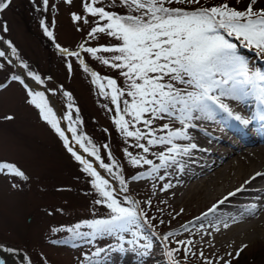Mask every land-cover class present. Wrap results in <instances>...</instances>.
I'll return each mask as SVG.
<instances>
[{
  "label": "snow or ice",
  "instance_id": "6c2138e0",
  "mask_svg": "<svg viewBox=\"0 0 264 264\" xmlns=\"http://www.w3.org/2000/svg\"><path fill=\"white\" fill-rule=\"evenodd\" d=\"M41 2L47 11L49 0ZM11 3L12 0H0V14ZM63 3L71 6L73 0H63ZM81 6L82 12L71 13V21L77 31L82 30V25L88 26L87 38L75 50L59 43L54 46L69 74L73 71V63L68 62V58H75L98 94L114 106L109 110H114L113 125L126 145L123 157L127 164L135 169L147 168L126 177L123 165L108 144L102 146L106 162L101 148L78 130V125L82 124L79 109H75L74 117L71 112L73 97L68 91H63L69 101V112L63 118L68 124L66 128L62 127L61 119L50 106L45 92L34 90L26 82L30 79L36 85H44L45 79L22 59L10 40H3L0 36V41L10 50V53L0 50V60L4 61L0 62V71L6 69V64L21 70L19 74H11L8 83L16 82L23 87L26 103L38 110L41 120L58 136L63 148L88 178L91 194L95 197L93 205L106 210L104 218L84 220L66 229L54 228L52 232L63 230L70 233L72 247L77 246L76 240L91 244L97 239L113 237L118 242L107 249L97 248L91 255L85 253L80 264H102L101 254L124 252L125 245L127 250L147 256L153 248V238L160 242L167 264H190L193 257L200 264H233L248 244L224 255L210 257L205 255L200 242L210 248L215 247L212 240L206 239L213 233L204 231V221L217 233L221 231V225L228 229L232 223L239 222L235 215L225 219L216 217L215 213L229 197L246 191L244 186L229 192L207 212L196 217V221L201 222L199 225L193 221L182 225L183 232H190L192 236L196 233L191 232L190 225L200 230L198 242L193 238H177L183 235L179 230L163 234L152 231L156 227L153 221L163 225L165 220L149 215L152 198L136 199L131 195L130 184L141 180L153 181L152 196L167 193L173 188L168 179L172 175L169 169L183 172L184 164L179 158L189 156L198 148L194 142L178 143L193 139L188 130L198 127L196 121H217L219 118L220 123L227 124L231 120L244 128L261 122L260 131L264 132V70L252 66L248 58L240 54V47H243L264 58V0H213L210 4L207 0H108L107 7L105 0H81ZM41 27L47 37L55 41L54 32L44 21H41ZM8 31L6 23L0 24V32ZM105 37L115 43L86 46L89 41ZM82 53L116 71L123 78V85L116 78L102 76L95 71ZM7 86L0 83V89ZM48 91L54 94V90ZM226 101L235 102L237 106H252L255 110L244 116L235 112ZM4 119L12 120L13 117L9 115ZM165 120L167 122H163ZM176 123L180 127H174ZM155 147L161 150L153 151ZM130 148L141 151H130ZM0 175L28 179L18 166L8 162H0ZM257 177L264 178V172L255 173L245 184H250ZM157 180L162 182L158 189ZM12 187L18 185L13 183ZM160 202L168 203L167 200ZM182 212L180 209L172 219ZM256 212L257 205L252 204L241 211L240 218L255 216ZM210 214L212 218H209ZM126 235L130 238L126 239ZM50 242L61 243L57 240ZM0 264H4L2 259ZM25 264H31L27 256ZM44 264H48L46 258Z\"/></svg>",
  "mask_w": 264,
  "mask_h": 264
},
{
  "label": "rangeland",
  "instance_id": "374dc122",
  "mask_svg": "<svg viewBox=\"0 0 264 264\" xmlns=\"http://www.w3.org/2000/svg\"><path fill=\"white\" fill-rule=\"evenodd\" d=\"M207 2L210 4L213 0ZM107 5L108 0H105V6ZM72 12H82L81 0H73L71 6L64 4L63 0H49L47 11L44 10L41 0H12L10 7L0 14V24L6 23L9 31L0 32V36L3 40H10L22 59L45 79L44 85L32 82L57 104L65 128L68 122L63 118L69 112V101L64 97L63 91H68L73 97L71 112L74 117L75 109H79L82 124L78 125V130L101 148V155L106 162V152L102 147L104 144L109 145L113 155L123 165L126 177L136 174L137 171H145L147 166L135 169L124 160L123 149L126 145L113 125L115 113L114 110H109L114 108L110 100L98 94L90 82V77L83 73L75 58H68V62L73 63V71L69 74L66 64L54 46L59 43L62 47L75 50L87 38L88 26L82 25V30L77 31L71 21ZM41 21L54 32L55 41L44 33ZM0 42L7 48L3 41ZM97 43L108 44L115 41L105 37L99 41H89L86 46H95ZM7 51L10 53V50ZM82 55L95 71L102 76L116 78L123 85V78L119 77L116 71L101 65L87 54ZM13 73L14 67L7 64L6 69L0 71V83L8 84L6 88L0 89V162L14 163L28 179L0 175V248L15 250L7 253L17 264H25V256L30 258L31 264H44L45 258L48 264H80L85 253L91 255L97 248L107 249L118 242L113 237L97 239L91 244L76 240L77 246L72 247L70 233L63 230L52 232L54 228L66 229L84 220L104 218L106 210L99 205H93L95 197L91 194L88 178L63 148L58 136L41 120L38 110L26 103L23 87L16 82L8 83V77ZM49 89L54 90V94L48 91ZM9 115L13 117L12 120L4 119ZM173 126L180 127L178 123ZM218 130L212 127L206 131L215 133ZM181 142L178 143L182 144ZM129 150L141 151L131 148ZM152 150L161 149L155 147ZM149 158L155 160L152 155H149ZM171 170L169 169L170 172ZM168 179L171 180V176ZM13 183L18 187L13 188ZM152 183L153 181L141 180L130 184L131 195L136 199L143 201L152 198L153 206L148 209L149 215L165 220L163 225L153 221L156 227L152 231L158 234L169 230L183 232L182 225L188 224L189 221L195 222L196 225L201 223L196 221V217L201 216L204 209L207 211L212 200L198 198L183 209L182 217L180 214L172 219L181 209L178 203L180 198H170V191L152 196ZM155 183L158 189L162 182L157 180ZM162 200H167L168 203L163 204L160 202ZM209 218H212V215ZM204 225L206 231L209 227L207 221H204ZM190 227L191 232L196 233L195 236L190 232H183V235L177 238H193L200 242V230L191 225ZM125 238L130 237L126 235ZM53 240L61 243L53 244L50 242ZM202 243L200 242L206 256L223 255V251H216ZM127 248L125 245L124 252H109L107 256L101 254L102 264H167L162 246L155 238L151 253L147 256H140ZM190 264H200V261L193 257ZM233 264H264V243H249L241 257L233 261Z\"/></svg>",
  "mask_w": 264,
  "mask_h": 264
},
{
  "label": "bare ground",
  "instance_id": "6f19581e",
  "mask_svg": "<svg viewBox=\"0 0 264 264\" xmlns=\"http://www.w3.org/2000/svg\"><path fill=\"white\" fill-rule=\"evenodd\" d=\"M0 50L7 51V48L0 44ZM16 70L18 74L21 72L18 68ZM26 82L34 90H38L32 81L26 79ZM47 98L50 106L61 119V126L65 128L57 105L52 99ZM226 102L230 103L235 112L244 116L250 115L251 106H237L235 102ZM195 123L198 127L188 130L193 139L181 143L186 145L194 142L198 148L192 150L189 156L179 158L184 164L183 172L171 170L170 181L174 187L169 190L171 192L169 197L173 199L178 196L181 209H185L198 198L212 200L209 205L211 208L229 192L244 186L246 191L238 192L235 196L229 197L224 204L218 206L215 213L216 217L225 219L235 215L239 222L232 223L228 229H224L221 225V231L218 233L214 232L212 227H207L206 231L212 232L213 235L206 237V239L212 240L215 245L214 249L223 251V255L227 251H234L242 244L256 241L264 243V178L257 177L250 184H245V181L249 180L255 173L264 172V132L260 131L261 125L258 128L260 133L256 138L237 141L230 136L233 134L242 135L239 130L235 129L236 124L224 123L226 129H229L228 133L217 131L212 134L206 130L212 127L220 129V125L215 126L213 121L208 120L196 121ZM253 124L249 125L248 128H254ZM250 130L247 132L248 134H251ZM252 204L257 205L256 215L245 216L241 219V211ZM207 211L204 209L203 213ZM202 244L208 246L206 243Z\"/></svg>",
  "mask_w": 264,
  "mask_h": 264
},
{
  "label": "water",
  "instance_id": "95a60500",
  "mask_svg": "<svg viewBox=\"0 0 264 264\" xmlns=\"http://www.w3.org/2000/svg\"><path fill=\"white\" fill-rule=\"evenodd\" d=\"M38 91H43L42 89H38ZM45 92V91H44ZM45 95L49 97L46 92ZM0 259L3 260L4 264H17L5 251L0 249Z\"/></svg>",
  "mask_w": 264,
  "mask_h": 264
},
{
  "label": "trees",
  "instance_id": "16d2710c",
  "mask_svg": "<svg viewBox=\"0 0 264 264\" xmlns=\"http://www.w3.org/2000/svg\"><path fill=\"white\" fill-rule=\"evenodd\" d=\"M241 51V54L243 53V54H245V52L244 51H242V50H240ZM249 55H246V58H248L249 59Z\"/></svg>",
  "mask_w": 264,
  "mask_h": 264
}]
</instances>
